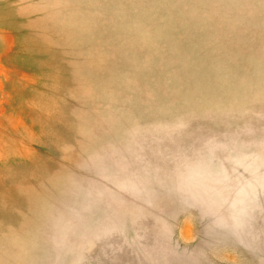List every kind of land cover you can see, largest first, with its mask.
I'll return each instance as SVG.
<instances>
[{
  "label": "rangeland",
  "instance_id": "obj_1",
  "mask_svg": "<svg viewBox=\"0 0 264 264\" xmlns=\"http://www.w3.org/2000/svg\"><path fill=\"white\" fill-rule=\"evenodd\" d=\"M0 264H264V0H0Z\"/></svg>",
  "mask_w": 264,
  "mask_h": 264
}]
</instances>
